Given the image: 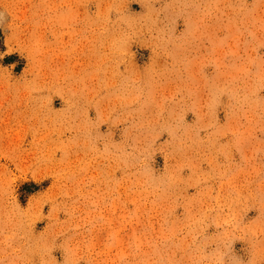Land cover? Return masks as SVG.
I'll use <instances>...</instances> for the list:
<instances>
[{
    "label": "rangeland",
    "instance_id": "obj_1",
    "mask_svg": "<svg viewBox=\"0 0 264 264\" xmlns=\"http://www.w3.org/2000/svg\"><path fill=\"white\" fill-rule=\"evenodd\" d=\"M0 10V264H264V0Z\"/></svg>",
    "mask_w": 264,
    "mask_h": 264
},
{
    "label": "bare ground",
    "instance_id": "obj_2",
    "mask_svg": "<svg viewBox=\"0 0 264 264\" xmlns=\"http://www.w3.org/2000/svg\"><path fill=\"white\" fill-rule=\"evenodd\" d=\"M3 9V8H2ZM4 10V9H3ZM1 11V10H0ZM2 13V12H1Z\"/></svg>",
    "mask_w": 264,
    "mask_h": 264
}]
</instances>
